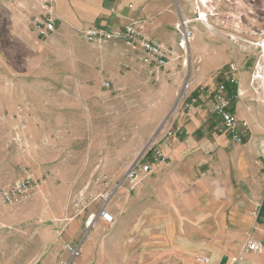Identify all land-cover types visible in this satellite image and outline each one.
I'll return each instance as SVG.
<instances>
[{
	"label": "crops",
	"instance_id": "crops-1",
	"mask_svg": "<svg viewBox=\"0 0 264 264\" xmlns=\"http://www.w3.org/2000/svg\"><path fill=\"white\" fill-rule=\"evenodd\" d=\"M12 1L8 0L5 6L0 0V10L7 9L14 18L17 12L37 21L49 12L61 43L86 44L94 50L103 48L110 53L116 44L88 43L83 33L93 26L116 31L128 22L138 21L142 33L172 52L164 70L156 72L144 65L155 74L167 70L178 73L179 62L173 59L179 58L182 51L176 46L173 28L180 19L186 20L185 0ZM204 39L199 27L193 26V36L188 52L183 53L182 65L188 71L194 60L199 63L190 78L194 91L186 96V103L175 113L167 130L170 134L166 132L156 142L155 147L164 155L163 161L152 165L148 174L139 172L136 187L124 183L113 191L106 210L115 223L108 224L97 217L93 225L86 228V239L81 230L82 217L54 224L65 215L63 202L55 211L25 207L43 206L52 200L46 192L52 186L50 169L55 165L57 169L59 165L56 156L48 153L49 148L40 144L46 134L39 129L44 131L52 123L32 109L51 104L48 98L53 84L58 82L57 88H62L68 82L63 73L75 71L79 75L81 70L88 71L86 79L95 80L96 70H91L93 66L76 64L66 68V72L56 70L61 75H55L45 68L43 76H30L21 82L28 91L17 94L18 82L13 70L8 65L0 66V111L11 118L17 116L15 123L17 121L16 125L20 126L13 135L14 125L8 123L7 136L22 140L18 145L12 143L3 148L0 176L7 173L10 181L16 179L11 154L20 152L24 159L18 160L19 166L32 170L35 177L46 178L25 204L4 206L0 200V264L68 262V253L64 250L66 243H80L81 252L87 247L89 254L70 264H264V163L261 159L264 114L257 112L254 103L244 101L247 72L241 70L236 74L239 88L235 95L232 87L226 86L239 141L231 138L213 114V101L208 93L217 84V75L221 71L227 74L228 68L224 66L235 58L217 40L213 43ZM200 86L205 92L198 93L195 98V89ZM192 98L195 102L191 104ZM19 105H24V108L20 106V112L28 110L31 113L16 115ZM1 112L0 121L9 122ZM26 136L32 140L26 141ZM36 218L41 224L37 223L35 228L37 221L33 223V219ZM34 229L39 234V242L35 245L32 241ZM248 241L257 242L258 250L244 251Z\"/></svg>",
	"mask_w": 264,
	"mask_h": 264
},
{
	"label": "rangeland",
	"instance_id": "rangeland-1",
	"mask_svg": "<svg viewBox=\"0 0 264 264\" xmlns=\"http://www.w3.org/2000/svg\"><path fill=\"white\" fill-rule=\"evenodd\" d=\"M3 1L4 5L8 6V0ZM185 2V19L190 21L191 30L193 31V26H198L204 40L213 43L217 40L225 46V51L232 53L235 61L232 59L229 63L236 64L239 72H247L244 101L254 103L257 112L264 114V80L261 79L264 77V0H209L206 5L200 0ZM42 9L45 10V6ZM200 12L206 17L201 18ZM48 14L49 12L44 13L40 20L49 16ZM16 15L14 18L7 9L0 10V66L8 65L13 70V76L18 82L17 94L28 91L21 82L30 76H43L45 68H48L50 74L56 73L58 69L66 72V68L76 64L93 66L91 70H96L94 74L97 81L86 79L90 73L88 71L87 74L81 70L79 75L75 71L63 73L68 82L62 88H57L60 86L58 82L53 84L54 88L49 90L48 98L51 104L32 109L40 116L48 117L52 123L44 128L45 132L43 128L39 129L41 133L46 134L45 139L39 140L42 146L49 148V154L56 156V163L59 165L55 169L54 164L50 169L53 172L49 176L52 186L46 192L52 200L46 201L43 206L33 204L32 207H25L55 211L63 202L65 215L54 220V224H64L73 218L82 217L81 230L86 239L87 216L98 212L105 203L108 191L113 192L126 183L127 169L144 153L146 147L156 143L159 137L166 134L186 96L194 91L190 78L192 73H196L199 63L194 60L191 70L186 71L182 65L185 56L180 52L179 58L173 59L179 62L178 73L172 74L167 70L155 74V71L152 72L141 62L136 50L120 41L104 42L116 44L111 53L110 50H94L81 43L64 44L58 40L56 28L44 36L36 28L37 20L32 17L27 19L24 14L17 12ZM173 36L178 46V33L174 28ZM94 56L100 60L94 59ZM227 64L225 68H228ZM252 77L255 78L254 85L250 84ZM105 80L110 83L108 88L101 85ZM92 81L95 83H90ZM20 106L24 108V105H19L16 115L31 113L28 110L20 112ZM1 113L9 119V122L0 121V157L3 158L5 146L8 147L12 143L18 145L22 140L17 136H7L8 123L10 126L14 125L11 134L14 135V132L20 129V126L16 125L17 121L15 123L17 116L11 118L8 114ZM62 123L64 124L61 127ZM20 133L22 135V132ZM26 137V141L32 140ZM12 156L16 179L10 181L12 179L7 173L2 174L0 188L10 186L22 177L24 168L19 166L18 160L24 157L20 152L12 153ZM25 169L33 172L27 167ZM100 175L108 179L107 189H104V185L95 184V177ZM39 188L40 186L19 204L2 205L15 207L25 204ZM80 195L84 197V207L76 210L74 200ZM35 221L36 228L41 223H38L37 218L33 219V223ZM32 241L34 245L39 242V234L35 229ZM88 255L86 247L79 257Z\"/></svg>",
	"mask_w": 264,
	"mask_h": 264
},
{
	"label": "built area",
	"instance_id": "built-area-1",
	"mask_svg": "<svg viewBox=\"0 0 264 264\" xmlns=\"http://www.w3.org/2000/svg\"><path fill=\"white\" fill-rule=\"evenodd\" d=\"M43 20L36 22V28L41 35H48L54 31L55 21L50 14ZM198 19V18H196ZM195 19V20H196ZM138 21H131L126 23L122 29L111 31L102 27H90L84 33L83 37L88 43L100 44L108 41H120L130 48L136 50L141 54L140 60L146 66L151 67L156 72L164 70L169 64L172 56L171 50L166 48L159 41L153 40L149 35H146L140 31ZM175 30L178 33V47L183 53L188 52V44L193 36V31L190 28L189 20H179L175 26ZM228 73L225 76V80L236 86V92L238 91V79L236 74L239 73V67L236 64L229 63ZM255 78L250 79V84L254 85ZM102 85L106 88L110 86L108 81H104ZM195 90L203 91V87H197ZM186 98L183 101L185 104ZM195 102V99H191V104ZM230 100L227 97L226 84L220 83L217 85L213 93V114L220 120L222 126L231 134L233 140L239 141L236 125L237 121L232 115L229 109ZM170 133L167 132V135ZM156 143H152L147 146L144 153L137 158L127 169L125 173V181L131 188H134L139 183V172L148 174L151 172L152 165H156L163 161L164 155L160 149H157ZM146 158L149 160L146 161ZM261 159L264 163V150L261 152ZM21 179L15 181L12 185L0 188V200L4 205H16L22 202V200L29 196L36 188L45 182L43 177H35L29 170L22 169ZM94 182L98 186L104 185V189L109 187L108 179L105 176H96ZM117 188V187H116ZM113 192L108 191L106 193L105 203L101 205L97 213H90L86 220L85 225L87 228L93 225L94 220L98 217L108 224H114V217L106 210V203L112 196ZM84 197L80 195L74 200V207L76 210L84 207ZM259 248L257 242L248 241L244 251H257ZM64 250L68 253L69 261L61 262L60 264H70L72 260L78 258L81 255L80 243H66Z\"/></svg>",
	"mask_w": 264,
	"mask_h": 264
},
{
	"label": "trees",
	"instance_id": "trees-1",
	"mask_svg": "<svg viewBox=\"0 0 264 264\" xmlns=\"http://www.w3.org/2000/svg\"><path fill=\"white\" fill-rule=\"evenodd\" d=\"M225 76H226V74H225L223 71H221V72L217 75L216 79L218 80V82H217V84L214 86V88H213L212 90H210L209 93H208V94H209V97H210V99H212V101H213V93H214V91H215L217 85L220 84V83H225L226 86L232 87L231 89H232V91L234 92V95H235V93H236V86H233V85L229 84V83L224 79ZM195 91H196V92H194L193 96H194L195 98H198V96H199L198 93H201V94H202L203 92H205V89L203 88V91H200V90H195ZM226 91H227V89H226Z\"/></svg>",
	"mask_w": 264,
	"mask_h": 264
},
{
	"label": "bare ground",
	"instance_id": "bare-ground-1",
	"mask_svg": "<svg viewBox=\"0 0 264 264\" xmlns=\"http://www.w3.org/2000/svg\"><path fill=\"white\" fill-rule=\"evenodd\" d=\"M209 0H200V2L203 4V5H206V3L208 2ZM200 14V17L202 18H205L206 16L204 14H202L201 12L199 13ZM263 49H264V43H263ZM262 80H264V77L261 78Z\"/></svg>",
	"mask_w": 264,
	"mask_h": 264
}]
</instances>
